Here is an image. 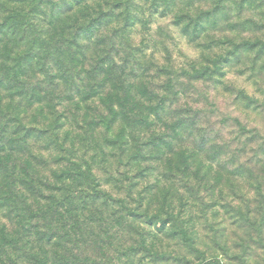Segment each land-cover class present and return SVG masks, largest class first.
Masks as SVG:
<instances>
[{"label":"rangeland","instance_id":"obj_1","mask_svg":"<svg viewBox=\"0 0 264 264\" xmlns=\"http://www.w3.org/2000/svg\"><path fill=\"white\" fill-rule=\"evenodd\" d=\"M69 6L63 18H77L82 36H47L60 53L50 50L45 71L35 59L25 87L0 86V121L19 140L18 166L55 186L54 175L92 166L105 197L77 190L97 234L85 255L264 264V46L241 47L264 44V0H0V22L58 18ZM17 228L0 208V231ZM65 248L50 250L51 264Z\"/></svg>","mask_w":264,"mask_h":264},{"label":"trees","instance_id":"obj_2","mask_svg":"<svg viewBox=\"0 0 264 264\" xmlns=\"http://www.w3.org/2000/svg\"><path fill=\"white\" fill-rule=\"evenodd\" d=\"M11 1L14 2V0ZM31 1H37L41 5L46 2V0ZM71 9L72 7L69 6L60 10L58 18H44L36 23L34 18H6L0 22V86L8 81L11 88L9 90L19 86L25 87L21 78L29 75V72L35 68L33 64L35 59L39 58L37 62L39 71L46 70L47 56L51 55L50 50L53 49L56 55L60 53L62 46L60 42H56L53 46L48 42L47 36L50 33L52 36L54 33H61L64 36L68 32L72 33L74 38L82 36L83 28L77 27V18H63L68 14L67 10L71 12ZM43 27L46 29L44 30ZM68 44L67 47H69ZM49 45L52 47H48ZM22 46L26 48L25 54L13 58V54ZM263 46V43L249 42L241 45V47L252 49ZM67 47L65 53H68V57L75 59V52ZM58 61L64 62V58L58 56ZM12 62L15 64L11 68L8 63ZM104 64L106 62H102V65ZM98 71L106 75L112 69L98 66L93 73L97 74ZM195 74L200 78L207 76L206 71H198ZM62 79L64 80L65 77L62 76ZM105 83L106 80L102 81L101 85ZM22 91L18 93L23 95ZM31 92V97L36 100L33 101L30 98L33 104L42 103L44 98L41 95L38 96V90L34 89ZM103 100L106 102L105 99ZM109 110L112 115L113 107ZM117 117L118 114L114 113L109 123L116 121ZM2 119H4V112L0 111V120ZM143 120L140 118L137 121L138 125L143 126ZM106 122L107 120H104L102 124L106 125ZM7 129L6 124L0 121V208L7 210V217L11 220L15 219L18 228L14 233H9L5 229L0 231V264H51L50 250L58 251L66 245L69 246L65 248L64 254L54 258V263L80 264L82 260H88L94 261V264H107L106 254L85 255L90 251L89 246L86 248L84 246L92 243L97 238V234L94 230L95 218L92 213L86 216L90 202L83 201L77 190L79 187L90 184L93 188V203L105 197L97 190L99 184H96L92 166L84 169L77 166L74 172L54 175L51 179H55L57 185L62 184L60 187L55 186L49 182L50 179L33 172L32 168L29 169L28 165L18 166L19 140L8 136ZM66 181H71L72 187L66 188ZM165 225L166 222L163 223L164 227ZM35 235L33 246L27 248L30 244L27 238ZM37 247L40 250L34 253ZM70 256L74 258L73 262Z\"/></svg>","mask_w":264,"mask_h":264}]
</instances>
